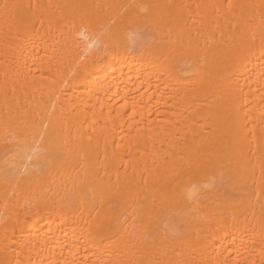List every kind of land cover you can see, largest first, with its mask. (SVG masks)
Here are the masks:
<instances>
[{"label": "bare ground", "instance_id": "6f19581e", "mask_svg": "<svg viewBox=\"0 0 264 264\" xmlns=\"http://www.w3.org/2000/svg\"><path fill=\"white\" fill-rule=\"evenodd\" d=\"M0 264H264V0H0Z\"/></svg>", "mask_w": 264, "mask_h": 264}]
</instances>
